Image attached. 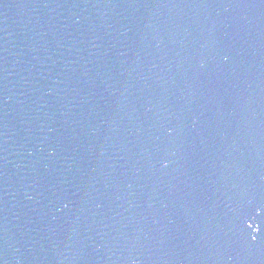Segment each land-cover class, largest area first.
Segmentation results:
<instances>
[{
  "label": "water",
  "instance_id": "water-1",
  "mask_svg": "<svg viewBox=\"0 0 264 264\" xmlns=\"http://www.w3.org/2000/svg\"><path fill=\"white\" fill-rule=\"evenodd\" d=\"M0 264H264V0H0Z\"/></svg>",
  "mask_w": 264,
  "mask_h": 264
}]
</instances>
